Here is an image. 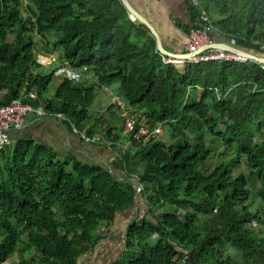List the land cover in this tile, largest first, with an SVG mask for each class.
<instances>
[{
  "label": "trees",
  "instance_id": "trees-1",
  "mask_svg": "<svg viewBox=\"0 0 264 264\" xmlns=\"http://www.w3.org/2000/svg\"><path fill=\"white\" fill-rule=\"evenodd\" d=\"M25 1L0 0V107L20 100L62 115L103 135L115 160L107 168L62 157L32 138L1 149L0 264L15 255L17 264H77L139 196L147 212L128 223L113 264H264V64L177 66L121 0ZM200 1L218 37L264 51V0ZM185 2L192 24L174 23L189 34L198 10ZM37 35L95 82L64 77L48 97L55 71L43 72ZM117 83L124 104L92 116L96 88ZM123 106L150 129L167 127L170 141L124 147ZM213 158L223 160L211 167Z\"/></svg>",
  "mask_w": 264,
  "mask_h": 264
},
{
  "label": "crops",
  "instance_id": "crops-1",
  "mask_svg": "<svg viewBox=\"0 0 264 264\" xmlns=\"http://www.w3.org/2000/svg\"><path fill=\"white\" fill-rule=\"evenodd\" d=\"M129 1L131 5L136 8L145 18H147V20L155 27L161 37L163 46L169 52L178 55H184L187 53L186 47L189 41V34L185 33L174 23V20L177 19L185 25L192 24L191 11L187 7L185 0ZM215 40L226 42V40L221 37H217ZM37 55L38 61L43 65V72L48 73L46 72L48 66H52L53 64L57 63L55 68L52 70L55 71V75L59 76L60 74H63L64 77H70L84 81V79L79 76V74H82L83 70H80L81 73L71 76L68 74L70 71L66 66H62L61 69H59V62L54 60L58 58V56L56 54L47 53V48H43L40 50V52H37ZM170 58L172 59V57ZM55 69H59V71H56ZM62 79L63 78H61V80ZM61 80L58 79V84ZM116 102L117 101L115 100L111 104ZM123 108L124 111H127L125 110V106H123ZM128 109L131 110L132 108ZM88 126L89 125H86L84 130H86ZM10 135L11 142L19 138H32L38 142L45 143L53 147L62 157L66 155H72L85 163L97 164L107 168H112L113 162L115 160V151L111 147L103 146L102 144H94L84 140L80 134L75 132L73 127L65 121V118L59 114H47L46 116L41 117L35 112H30L27 116L25 126L21 129L12 130ZM126 146L127 145L124 144V147ZM125 230L124 233H122L118 238V248L120 254L117 258L120 257L124 248V244L121 245L120 242L124 243ZM107 239L108 242L105 243ZM112 239L113 237L111 236V233L107 234L106 238L102 239L91 251L81 256L77 264H90L87 261L85 262V260L90 259L97 253L96 248L99 245L107 246V252L104 253V256L108 258V256H110L113 251L110 249L113 243Z\"/></svg>",
  "mask_w": 264,
  "mask_h": 264
},
{
  "label": "built area",
  "instance_id": "built-area-1",
  "mask_svg": "<svg viewBox=\"0 0 264 264\" xmlns=\"http://www.w3.org/2000/svg\"><path fill=\"white\" fill-rule=\"evenodd\" d=\"M191 4L198 10V14L194 26L189 32V41L186 47L187 53L183 58L182 65L189 61L200 60H234L239 62L249 60L232 50H228V48L220 44L225 42L216 41L215 38H217L218 35L215 34L213 22L201 1L191 0ZM170 61H172L171 58ZM34 95L35 94H32V96ZM116 101L121 105L124 104L119 97H116ZM30 112H35L41 117L47 115L43 107H34L33 105L24 103L20 100H13L9 104L0 107V150L11 142L10 134L12 130L21 129L25 126L27 116ZM123 116L124 134L130 137L126 142V145L135 142H145L151 138H157L162 134V125L150 129L144 125L143 118H140V116L135 113L125 111ZM73 130L80 134L84 140L91 143L103 144L106 141L100 133L89 135L86 131H80L75 126H73ZM142 188L143 186L140 183H137V191L139 193L142 191Z\"/></svg>",
  "mask_w": 264,
  "mask_h": 264
},
{
  "label": "rangeland",
  "instance_id": "rangeland-1",
  "mask_svg": "<svg viewBox=\"0 0 264 264\" xmlns=\"http://www.w3.org/2000/svg\"><path fill=\"white\" fill-rule=\"evenodd\" d=\"M22 3H25V0H21ZM232 43V42H231ZM43 48H46L44 42L40 39V37L37 35L36 36V48L35 51L40 52V50H42ZM257 55L259 56H263L264 57V51L263 52H256ZM177 58H172V61L174 64L178 65H182L181 62L177 63L176 62ZM57 65V63L53 64L52 66H48V68L46 69V72H52V70L55 68V66ZM62 65L59 63V69H61ZM69 69L70 72H68V74H70L71 76L74 74H78L81 73V71L83 70L82 74H79V76L81 78L84 79L85 83L87 85L92 84L95 82V78L94 75L91 72H86L85 69H82L81 71H75L69 67H67ZM59 69H55L56 71H59ZM66 72V71H65ZM61 78H64L63 74L55 75V77L53 78V80L51 81L50 85H49V90L47 92V96H52L55 92L56 87L58 86V79L61 80ZM60 82V81H59ZM118 88H119V84H114L108 88L105 87H97L96 88V96H95V100L93 102V105L90 108V114L92 116H96L99 114H102L106 108L113 102L116 100V97L118 96ZM131 113H134V110H128ZM123 118L121 120H119V126H123ZM159 138L161 140H164L166 142L170 141V130L167 127H162V134H160ZM223 160V158H213L210 161V166L211 167H215L216 165L219 164V161ZM241 170H243L244 172H247V168L243 167L242 169H237L235 173H239ZM138 203L131 209L124 211L122 213H118L117 217L115 219L114 222H112L109 226H103L101 229V232L105 234V238L107 236V234L111 233V236L113 237L112 239V245L110 247L112 254L110 256H108V258L106 256H104V253L107 252V246L105 245H99L96 248V254L91 257L90 259H86L85 262L87 261L90 264H113V261L119 256L120 252H119V248H118V238L119 236L124 233L125 227L128 225V223L135 218L137 215L138 216H143L146 212H147V206L145 204V201L143 199L142 196L138 197ZM203 219H209V217L207 216H203ZM103 238V239H105ZM117 241V242H116ZM108 242V239L105 241V243ZM121 245H123V242H120ZM117 245V246H116ZM236 259L238 261H242V258L239 256V254H236ZM19 257L17 255H15L13 258H11L8 262H6L5 264H17L19 262ZM248 264H253L251 262H248Z\"/></svg>",
  "mask_w": 264,
  "mask_h": 264
},
{
  "label": "water",
  "instance_id": "water-1",
  "mask_svg": "<svg viewBox=\"0 0 264 264\" xmlns=\"http://www.w3.org/2000/svg\"><path fill=\"white\" fill-rule=\"evenodd\" d=\"M123 2V4L125 5V7L128 9V11L136 18V20L140 23V24H144L150 31L151 33L155 36L156 38V42H157V48L158 50L164 54L167 55L169 57L172 58H177V57H181L184 56L185 54H175V53H171L169 52L162 43L161 37L159 35V33L157 32V30L155 29V27L147 20V18H145L136 8H134L129 0H121ZM222 46L228 48V50H232L240 55H242L243 57H245L246 59L264 64V57L263 56H259L256 54L255 51L249 50V49H244L241 48L237 45H235L234 43L231 42H225V43H220Z\"/></svg>",
  "mask_w": 264,
  "mask_h": 264
},
{
  "label": "bare ground",
  "instance_id": "bare-ground-1",
  "mask_svg": "<svg viewBox=\"0 0 264 264\" xmlns=\"http://www.w3.org/2000/svg\"><path fill=\"white\" fill-rule=\"evenodd\" d=\"M183 58H184V56H181V57L179 56L178 59H177L176 61H178V62H179V61H182ZM175 59H176V58H175ZM181 64H183V61L181 62Z\"/></svg>",
  "mask_w": 264,
  "mask_h": 264
}]
</instances>
